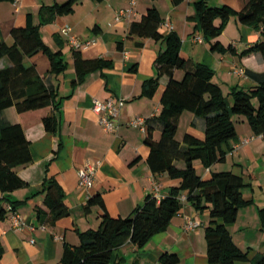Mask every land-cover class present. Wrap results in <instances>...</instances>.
Wrapping results in <instances>:
<instances>
[{
  "label": "crops",
  "instance_id": "0c3cea01",
  "mask_svg": "<svg viewBox=\"0 0 264 264\" xmlns=\"http://www.w3.org/2000/svg\"><path fill=\"white\" fill-rule=\"evenodd\" d=\"M66 1L1 2L0 41L11 45V30L24 27L27 15L37 26L42 6ZM196 1L182 0L174 4L172 0H137L135 6L130 7L128 0H78L72 13L57 16L51 23L40 26L44 44L52 52L62 54L66 68L61 74H50L49 60L43 52L25 58L24 65L35 66L45 83L55 88L59 105L56 109L48 106L24 113L10 107L0 114V120L21 126L32 157L30 164L14 169L26 186L6 195L20 203L15 213L24 226L22 230H15L10 213L0 220V243L4 249L0 264H62L64 248L78 246L79 234L96 230L101 222L103 210L99 206L88 213L83 211L90 196H101L104 210L110 217L126 218L151 195L154 182L159 184L164 195L179 185V180L151 172L147 163L149 149L144 142L147 134L129 125L138 116L147 122L159 115L162 92L168 83V77L162 76L153 97L142 95L144 82L157 74L155 60L166 49L163 40L144 39L140 47L134 46L132 41H125L131 23L138 22L148 9L158 11L162 20L159 32L163 37L174 32L180 38V57L189 69L197 64L210 68L214 72L212 82L220 87L224 96L228 97L233 89L250 90L257 86L252 73H264L263 58L258 53L240 54L250 47L258 33L252 34V29L231 17L215 41L224 48L231 46L234 53L213 52L202 33L195 30L193 4ZM248 1L208 0L207 4L240 11ZM121 10L126 13L116 21ZM166 22L172 26L171 31L164 26ZM65 26L82 44L90 42L89 46L77 50L83 60L103 59L110 62L111 67L88 72L78 82L73 58L76 50L69 46L61 33ZM119 43H124L120 50L117 48ZM10 65L8 59L0 60V69ZM239 69L245 72L244 76L237 73ZM183 75L181 70H175L173 74L176 80ZM107 98L124 100L117 129L113 132L102 129L92 110L93 100ZM50 116H55L57 121L54 133L46 131L43 125V120ZM236 120L241 127L235 126L237 137L229 143L225 160L210 169H204L196 161L195 169L204 179H208L212 172L221 171H232L244 178L247 187L242 191L243 198L251 200L252 204L238 211L235 222L228 229L235 244L248 254V261L236 264H252L254 259L264 255V223L259 213L264 209V140L254 137L244 117ZM204 129L203 119L183 112L176 139L181 142L185 134L202 139ZM152 137L158 140L160 132L153 131ZM247 138L254 139L242 144ZM86 162L96 166L90 190H82L78 185L77 171ZM176 165L183 168L181 163ZM50 179L62 189L63 201L69 210V216L54 224L42 223L37 215V210L48 213L42 188ZM4 196L0 192V199ZM2 206L7 208L6 203ZM187 218L197 220L201 225L194 231H185L183 225ZM208 224V210L199 212L185 202L169 227L154 235L144 247L137 248L127 242L118 248L114 253L116 264H159L164 253L177 255L178 264H208L205 240Z\"/></svg>",
  "mask_w": 264,
  "mask_h": 264
},
{
  "label": "trees",
  "instance_id": "16d2710c",
  "mask_svg": "<svg viewBox=\"0 0 264 264\" xmlns=\"http://www.w3.org/2000/svg\"><path fill=\"white\" fill-rule=\"evenodd\" d=\"M15 0H0L12 2ZM78 0H67L61 4L42 6L39 10L40 23L34 26L27 15V23L22 28H13V43L7 45L0 41V60L6 58L11 65L0 69V114L14 107L18 113L35 111L48 106L57 108L59 103L55 88L48 86L39 76L35 66H25L23 61L39 52L49 60L50 74H61L66 63L60 52H52L43 42L40 26L51 23L57 16L72 13ZM174 4L182 0H172ZM208 0H197L194 4L195 30L202 33L203 39L210 44L213 52L234 53L231 46L224 48L215 41L224 31L231 17L253 30L257 38L240 56L258 53L264 61V0H249L240 11L227 6L210 7ZM219 20L217 24L216 21ZM161 17L155 8L148 9L138 22L129 26L126 40L134 46H142L144 39L163 40L164 52L158 54L155 65L157 74L143 84L142 95L153 97L162 76L168 77L160 104L158 116L146 122L147 135L144 140L149 149L148 166L153 174H166L168 178L179 180V185L172 187L159 202L148 195L131 216L110 217L104 210L100 195L90 196L84 213L99 206L103 210L101 222L96 230L79 234L80 243L73 248L65 247L62 264H116L115 251L127 242L137 248L144 247L156 234L164 232L171 220L182 209L184 203L179 197L185 195L186 202L195 210L209 212V224L205 228L208 264H236L248 261L247 252L242 251L234 242L228 226L235 222L241 208L252 204L243 198L242 191L247 187L244 178L232 171L212 172L208 179L197 174L195 162L204 169L225 160L230 150L229 143L237 137L234 117H244L254 137L264 140V73L252 76L257 81L254 89H233L229 99L220 87L212 82L214 72L197 64L189 69L180 57V38L171 32L167 36L159 32ZM119 43L117 48H123ZM77 81L81 82L86 73L110 68L111 63L103 59L83 60L80 53L73 52ZM175 70L184 72L180 80L173 76ZM190 112L204 120V136L199 139L185 134L182 141H177L176 133L180 116ZM45 130L54 133L57 127L55 116L43 120ZM158 130L160 137L154 140L153 131ZM32 162L29 142L18 124L0 120V192L5 196L0 199V220L11 212H16L20 205L12 201L7 194L26 186L14 169ZM181 163L183 168L177 167ZM42 193L48 213L37 210L39 221L54 224L69 216L64 204V193L55 180H46ZM6 203L7 208L2 204ZM10 207V211L8 210ZM264 223V209L259 211ZM4 249L0 243V259ZM175 254L164 253L159 264H178ZM252 264H264V255L252 261Z\"/></svg>",
  "mask_w": 264,
  "mask_h": 264
},
{
  "label": "built area",
  "instance_id": "2783aa9c",
  "mask_svg": "<svg viewBox=\"0 0 264 264\" xmlns=\"http://www.w3.org/2000/svg\"><path fill=\"white\" fill-rule=\"evenodd\" d=\"M16 1L17 0H15L14 2L16 3ZM136 1L137 0H128V4L130 5V7H133L135 6ZM129 11H131V8ZM125 13L126 12L122 10L118 12L115 18L116 21H118L119 18L123 16ZM164 26L168 28L170 31L172 30V26L168 22H166ZM61 33L67 39L69 46L76 51L90 45V42L82 44L79 41V39L72 34L71 29L67 26L61 29ZM237 73L240 76L245 75V72L242 69H239ZM123 107H124V100L107 98L103 101L93 100L92 110L97 116V122L102 127V129L107 132H113L117 129V121L122 112ZM129 125L134 128L140 129V131L143 132L144 134L147 133L146 120L142 117L139 116L136 117L134 120H132L129 123ZM253 139L254 138L244 139L242 144H247L250 140ZM234 147L236 148L237 146ZM263 159H264V155H263ZM77 174H78L79 187L82 190H90L94 184V179L96 175V166L90 162H86L81 168L78 169ZM165 196L166 195L161 193V187L159 186V184L154 182L152 187L151 197L157 200V202H159ZM179 200L182 203H185L186 202L185 195L180 196ZM8 210L10 211V207H8ZM10 218L12 222V227L15 230H22L24 224L21 221L20 217L16 213L11 212ZM200 225L201 223L199 221L187 218L183 225V229L185 231H194L195 229L199 228ZM56 239H61V237H56Z\"/></svg>",
  "mask_w": 264,
  "mask_h": 264
},
{
  "label": "rangeland",
  "instance_id": "374dc122",
  "mask_svg": "<svg viewBox=\"0 0 264 264\" xmlns=\"http://www.w3.org/2000/svg\"><path fill=\"white\" fill-rule=\"evenodd\" d=\"M236 118H238V117H234L235 126H236V127L238 126V128L240 129L241 125L238 123V121L236 120ZM242 118H243V117H242ZM246 124H247V123H246Z\"/></svg>",
  "mask_w": 264,
  "mask_h": 264
}]
</instances>
